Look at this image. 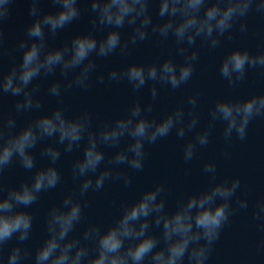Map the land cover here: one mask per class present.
Instances as JSON below:
<instances>
[{"label": "clouds", "instance_id": "1", "mask_svg": "<svg viewBox=\"0 0 264 264\" xmlns=\"http://www.w3.org/2000/svg\"><path fill=\"white\" fill-rule=\"evenodd\" d=\"M28 2L32 19L15 44L20 60L4 71V29L17 0H0V264H208L232 217L249 208L251 192L238 195L239 177L218 179L215 161L203 165L207 187L187 193L173 207L165 184L158 183L121 203L119 214L107 225L89 223L82 231L79 226L85 221L89 192L112 182L132 186L134 174L144 170L146 145L173 131L181 140L191 134L182 145L188 163L199 148L209 145L217 123L223 124L224 141L231 145L234 139H247L253 120L264 119V92L218 99L202 129L198 91L162 116L151 115L159 100L157 85L174 91L192 80L200 60L198 42L215 51L224 38H234V30L246 33L251 13L264 17V0H86V9L81 8L82 0H47L48 11L41 6L45 0ZM83 11L90 13L89 30L52 46L50 39L78 21ZM153 37L161 44L171 41L175 55L111 67L106 74L98 71V61L128 57ZM256 68L264 75V47L256 52L236 47L223 56L219 74L236 88ZM44 80L48 84L42 92ZM106 82H126L133 93L150 84L151 99L146 104L137 99L124 115L98 126L90 111L69 113L66 93ZM6 96L16 98L7 113L2 105ZM46 97L55 98L56 106L46 109ZM26 113L33 118L20 124L18 118ZM37 149L45 166H38ZM81 151L71 165L77 188L48 209L46 235L33 250L27 244L34 228L31 209L42 193L61 184L62 156ZM223 156L230 159L231 154L225 150ZM17 164L30 175L8 186L5 173ZM252 218L264 233V197L255 201ZM259 248L264 251V239Z\"/></svg>", "mask_w": 264, "mask_h": 264}, {"label": "water", "instance_id": "2", "mask_svg": "<svg viewBox=\"0 0 264 264\" xmlns=\"http://www.w3.org/2000/svg\"><path fill=\"white\" fill-rule=\"evenodd\" d=\"M41 6L44 11L51 10L47 0ZM29 7L28 0H17L13 14L5 25L7 51L2 60L4 71L20 60V53L15 50V44L24 38V29L31 22L32 18L28 15ZM87 7L86 0H82L81 8ZM155 7L158 8V5ZM89 17L90 13L83 11L81 18L61 32L55 40L50 39V44L59 46L64 41H70L76 33L89 30ZM246 22L248 25L246 33L240 34L234 30V38L232 40L224 38L220 48L215 51L201 47L198 42L200 60L196 64L192 80L174 91L157 85L160 95L151 115L162 116L177 106L185 104L187 98L198 91L201 94L198 106L200 115L198 129H202L208 124L209 109L218 99L247 98L264 92V75L259 68L250 69L246 81L236 88L229 87L227 81L219 74V65L223 56L232 49L241 47L256 52L264 47V17L251 13L246 18ZM169 55H175L172 42L161 44L157 37H153L132 49L128 57L113 56L107 60L98 61V71L106 74L111 67L130 62L162 60ZM47 84V80L41 81L42 92L46 90ZM150 86L149 84L140 93H133L126 82L94 84L88 91L74 89L66 93L65 105L70 114L90 111L93 114L94 125L98 126L106 120L124 115L129 105L137 99L144 104L148 103L151 99ZM15 99L11 96L4 97L2 105L5 113L13 109ZM55 106V98H45L46 109ZM33 115L26 113L18 118V122L23 124L33 118ZM190 138L191 134L183 140L178 139L173 131L156 144L146 145L148 157L144 170L134 174L130 188H125L122 182H112L106 183L104 189L98 192H89L88 204L84 210L85 221L79 226V230L82 231L83 227L89 223L107 225L119 214L121 203L136 199L144 189L158 183L165 184L168 190L169 207H173L176 201L187 193L207 187L209 177L203 172V165L208 161H215L218 166V179L239 177L241 192L238 195H242L247 189H251V192L248 195L249 208L239 211L232 217L231 225L224 228L208 264H264V251L259 248L261 240L264 239V233L259 230L258 222L252 218L255 201L264 197V119L253 120L248 128L247 139L244 141L234 139L231 145L224 141L223 124L217 123L212 131L209 145L199 148L196 157L185 163L182 145ZM225 150L231 154L230 159L224 158ZM79 155H82V151L62 156L59 163L63 177L61 184L56 189L42 193L38 203L31 209L35 217L34 228L32 238L27 244L33 250L46 235L45 218L48 209L59 204L65 195L77 188V183L72 179L71 165ZM37 158L38 166L46 165L47 162L39 158L38 149ZM29 175L17 164L5 173L4 182L8 186H17ZM113 201L116 203L113 204ZM14 243L15 241L10 242V246Z\"/></svg>", "mask_w": 264, "mask_h": 264}]
</instances>
